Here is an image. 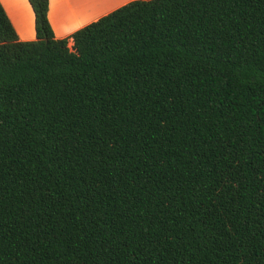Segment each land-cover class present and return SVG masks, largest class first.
Returning <instances> with one entry per match:
<instances>
[{
  "label": "trees",
  "instance_id": "1",
  "mask_svg": "<svg viewBox=\"0 0 264 264\" xmlns=\"http://www.w3.org/2000/svg\"><path fill=\"white\" fill-rule=\"evenodd\" d=\"M28 2L30 41L0 3V264H264V0L68 38Z\"/></svg>",
  "mask_w": 264,
  "mask_h": 264
},
{
  "label": "crops",
  "instance_id": "2",
  "mask_svg": "<svg viewBox=\"0 0 264 264\" xmlns=\"http://www.w3.org/2000/svg\"><path fill=\"white\" fill-rule=\"evenodd\" d=\"M132 0H48V20L56 38H68L89 24ZM18 39H35L34 14L28 0H0ZM71 45L72 40L69 38Z\"/></svg>",
  "mask_w": 264,
  "mask_h": 264
},
{
  "label": "rangeland",
  "instance_id": "3",
  "mask_svg": "<svg viewBox=\"0 0 264 264\" xmlns=\"http://www.w3.org/2000/svg\"><path fill=\"white\" fill-rule=\"evenodd\" d=\"M69 44V43H68ZM70 45V44H69Z\"/></svg>",
  "mask_w": 264,
  "mask_h": 264
}]
</instances>
